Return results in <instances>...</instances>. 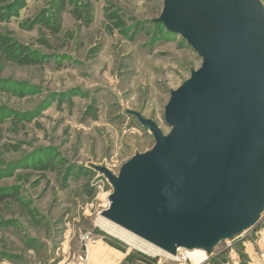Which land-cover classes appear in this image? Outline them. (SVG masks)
I'll return each mask as SVG.
<instances>
[{"label": "rangeland", "instance_id": "rangeland-1", "mask_svg": "<svg viewBox=\"0 0 264 264\" xmlns=\"http://www.w3.org/2000/svg\"><path fill=\"white\" fill-rule=\"evenodd\" d=\"M161 11L162 0H0V264H81L98 242L177 263L106 230L112 187L92 168L116 174L153 146L127 110L166 134L170 91L201 64L156 25ZM263 226L264 213L219 248L237 247V264H264L261 250L239 245Z\"/></svg>", "mask_w": 264, "mask_h": 264}, {"label": "water", "instance_id": "water-1", "mask_svg": "<svg viewBox=\"0 0 264 264\" xmlns=\"http://www.w3.org/2000/svg\"><path fill=\"white\" fill-rule=\"evenodd\" d=\"M201 58L170 91L154 139L114 174L103 218L159 250L210 251L264 213V7L259 0H162L155 19Z\"/></svg>", "mask_w": 264, "mask_h": 264}, {"label": "crops", "instance_id": "crops-1", "mask_svg": "<svg viewBox=\"0 0 264 264\" xmlns=\"http://www.w3.org/2000/svg\"><path fill=\"white\" fill-rule=\"evenodd\" d=\"M220 244L222 242L210 251L186 250L187 264H237V247L231 250H223L219 248ZM239 245L245 247V252L247 254L250 252L251 255L262 249L259 240L256 242L244 240ZM81 264H156V262L153 258L140 257L139 254L114 244L98 242L88 249V257Z\"/></svg>", "mask_w": 264, "mask_h": 264}, {"label": "built area", "instance_id": "built-area-1", "mask_svg": "<svg viewBox=\"0 0 264 264\" xmlns=\"http://www.w3.org/2000/svg\"><path fill=\"white\" fill-rule=\"evenodd\" d=\"M236 237H234V238H236ZM233 239L225 240L223 242L225 243L226 246H230ZM259 241L262 245L260 255H261V257H264V226L260 230ZM170 256H172V257H170L171 259H173L174 261H176L179 264H187V254H186V250H184V249H177L175 255H170ZM158 264H162V263H158Z\"/></svg>", "mask_w": 264, "mask_h": 264}, {"label": "bare ground", "instance_id": "bare-ground-1", "mask_svg": "<svg viewBox=\"0 0 264 264\" xmlns=\"http://www.w3.org/2000/svg\"><path fill=\"white\" fill-rule=\"evenodd\" d=\"M103 219H104V218H103ZM105 224H107V225L110 226V227H113L114 229L119 230L118 232H116V231H115L114 229H112V228H107V229H106L108 232H110V233L116 235V237H117V235L122 236V233H124V234H128V235H130L131 237H136L135 235L129 233V232L126 231V230H124L123 228H121V227L115 225L114 223L109 222L108 220L105 221ZM101 226H102V225H101ZM104 227H105V225H104ZM105 228H106V227H105ZM105 228H104V229H105ZM117 238H118V237H117ZM138 239L141 240L142 243H144L145 245L149 246V247H150V248L148 247L149 249L152 248V249H154V250H156V251L162 252L161 250H159L158 248H156V247H154L153 245L149 244L148 242H146V241H144V240H142V239H140V238H138ZM146 250H147V249H146ZM163 253H165V252H163ZM165 255H167L168 257H172V256H170V255L167 254V253H165Z\"/></svg>", "mask_w": 264, "mask_h": 264}, {"label": "trees", "instance_id": "trees-1", "mask_svg": "<svg viewBox=\"0 0 264 264\" xmlns=\"http://www.w3.org/2000/svg\"><path fill=\"white\" fill-rule=\"evenodd\" d=\"M155 23H156V25L160 26V28H161L162 30L166 31V30L164 29L163 25H162L160 22H155ZM166 32H167V31H166ZM4 196H8V195H4ZM0 198H1V197H0Z\"/></svg>", "mask_w": 264, "mask_h": 264}]
</instances>
